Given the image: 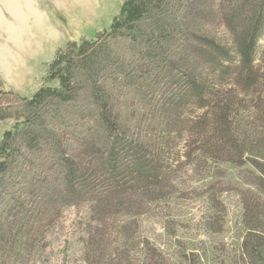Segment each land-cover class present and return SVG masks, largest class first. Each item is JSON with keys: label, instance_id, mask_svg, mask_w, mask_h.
Segmentation results:
<instances>
[{"label": "trees", "instance_id": "1", "mask_svg": "<svg viewBox=\"0 0 264 264\" xmlns=\"http://www.w3.org/2000/svg\"><path fill=\"white\" fill-rule=\"evenodd\" d=\"M217 24L223 39L208 31ZM263 36L264 0H122L107 31L55 53L54 86L26 99L0 83V121H13L0 141V264L44 259L61 209L86 203L100 217L131 210V197L156 200L166 175L142 121L155 118L168 137L206 108L229 144L231 107L218 91L262 81L253 64ZM137 108L146 114L134 125ZM114 251L97 244L94 264Z\"/></svg>", "mask_w": 264, "mask_h": 264}, {"label": "rangeland", "instance_id": "2", "mask_svg": "<svg viewBox=\"0 0 264 264\" xmlns=\"http://www.w3.org/2000/svg\"><path fill=\"white\" fill-rule=\"evenodd\" d=\"M121 2L0 0L2 89L29 99L54 86L45 77L55 53L107 31ZM208 31L227 36L220 24L208 25ZM263 46L264 36L253 64L260 77ZM263 79L249 89L222 82L219 100L231 107L229 144L219 138L206 108L168 137L155 118L142 121L139 132L153 139L156 164L166 175L151 190L156 200L131 197V210L103 211L100 217L86 203L61 209L47 230L50 250L32 264H84L86 253L94 264L97 244L101 251L115 250L109 264H202L204 255L209 264H264V159L257 156L264 152ZM138 108L131 124L146 114ZM12 122L0 121V141Z\"/></svg>", "mask_w": 264, "mask_h": 264}]
</instances>
